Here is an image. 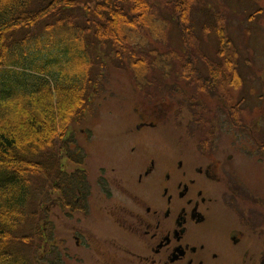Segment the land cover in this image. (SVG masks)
I'll return each mask as SVG.
<instances>
[{
	"label": "trees",
	"instance_id": "1",
	"mask_svg": "<svg viewBox=\"0 0 264 264\" xmlns=\"http://www.w3.org/2000/svg\"><path fill=\"white\" fill-rule=\"evenodd\" d=\"M227 23L226 13L205 0H0V264H63L49 232L51 210L64 217L89 212L88 154L70 126L96 106L93 93L108 71L97 54H109L136 85L145 65L176 60L188 76L197 72L191 79L199 85L196 65L207 57L194 51V32L199 26L218 37V56L232 43ZM174 25L184 53L170 49ZM63 29L89 36L70 66L60 59L54 35L45 37ZM219 80L205 77L200 88Z\"/></svg>",
	"mask_w": 264,
	"mask_h": 264
},
{
	"label": "rangeland",
	"instance_id": "2",
	"mask_svg": "<svg viewBox=\"0 0 264 264\" xmlns=\"http://www.w3.org/2000/svg\"><path fill=\"white\" fill-rule=\"evenodd\" d=\"M205 2L226 13L232 43L222 47L221 55L216 56V50L220 49L218 37L212 32H202L197 26L194 35L198 45L194 51L207 57V60L199 57L196 65L203 74L199 85L198 80L191 79L197 72L191 71L192 76H188L185 64L180 65L178 60L166 67L145 65L140 69L143 81L136 85L129 71L105 58L109 54L105 57L101 52L97 54L107 60L108 71L98 85L100 90L93 93L96 106L70 129L88 154L94 203L103 207H94L88 217L80 214L83 219H75L76 213L74 220L58 219V209L51 210L53 230L49 232L54 233L56 228L55 232L63 238L68 254L66 264H79L72 259L77 253L84 257L82 264H91L95 256L104 260L105 252L129 246L125 226L137 216L129 207L138 202V172L157 152L172 157L183 152L196 157L198 162L222 159L235 181L264 197V0ZM205 19L209 25L210 20ZM172 30L168 35L170 49L177 50L182 41L175 25ZM50 35L60 44L58 55L67 66L81 56L83 43L89 38L69 29L61 30L58 35L55 30L45 32V37ZM181 51L184 53L186 47L182 46ZM236 51L240 55L237 72L231 67L236 61ZM217 75L218 84L208 82L209 90L202 91L204 78L213 81ZM242 205L251 203L242 202ZM252 211L254 220L260 222L261 212L255 203ZM225 216L227 221H235L232 214ZM74 228L93 232L94 238L81 236L84 242L91 243L90 250L83 245L84 250L76 247Z\"/></svg>",
	"mask_w": 264,
	"mask_h": 264
},
{
	"label": "flooded vegetation",
	"instance_id": "3",
	"mask_svg": "<svg viewBox=\"0 0 264 264\" xmlns=\"http://www.w3.org/2000/svg\"><path fill=\"white\" fill-rule=\"evenodd\" d=\"M153 156L138 172V202L129 207L137 216L125 226L129 246L105 252L104 260L95 256L91 264H264V197L235 181L222 159ZM81 236L94 238L93 232L73 230L76 247L90 250ZM72 259L84 263L82 254Z\"/></svg>",
	"mask_w": 264,
	"mask_h": 264
}]
</instances>
